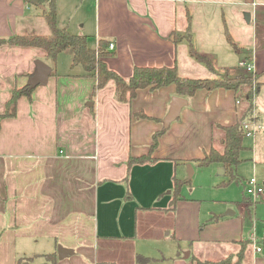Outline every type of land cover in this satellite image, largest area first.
I'll return each instance as SVG.
<instances>
[{
	"label": "crops",
	"instance_id": "crops-1",
	"mask_svg": "<svg viewBox=\"0 0 264 264\" xmlns=\"http://www.w3.org/2000/svg\"><path fill=\"white\" fill-rule=\"evenodd\" d=\"M252 1H240L251 9V21L254 18L260 25L261 33L253 42L251 53L243 56L238 48L242 43L235 40L234 45L228 40L221 44L198 41L195 45L198 33L206 32L204 36L208 38L213 34L210 29L215 30L210 9L198 12L207 23L191 28V43L211 63H203L200 70L204 76L200 77L226 71L233 76L251 74H233L236 68L226 66L229 56H234L239 64H254L260 87L253 96V111L247 120L257 122L260 114L256 95L260 93V99L264 98V0H256L255 7ZM55 2L58 25L74 34L86 35L94 48L100 39L108 40L107 50L113 54L105 60L126 78L136 65L172 66L176 62L182 74L180 42L185 41L189 47V61L195 60L190 42L181 38L191 26L187 3L195 0ZM46 8L30 0H0V38L49 35ZM174 33L178 36L176 41ZM112 43L114 49L109 47ZM40 61L50 67L48 77L34 88L31 97L18 99L16 115H4L14 89L31 84ZM72 62L71 48L53 62L40 48L0 46V264H16L21 256L33 257L28 264L37 260L42 261L35 264H45L46 254L56 252L58 256L60 245L74 253L64 259L57 257L56 264H124L126 247H130L127 263L139 264L138 255H149L141 252L136 243L156 236L157 227L162 232V222L172 217H176L174 236L181 241L240 240L238 222L226 217L200 230L201 204L184 195L186 185L176 211L168 208L174 177L187 179L188 164L197 167L188 160L204 156L212 147L223 150V126L242 121L250 106L242 95L248 87L238 92L225 88L198 90L161 137L154 152L160 160L134 165L126 185L129 156L147 154L153 133L164 124L139 119L136 114L144 112L164 119L177 96L176 86L139 89L137 96L125 103L116 99L115 84L110 81L91 99L96 78L83 76L82 65L73 66ZM239 64L237 68L241 69ZM253 226L247 237L251 249L244 253L245 246L237 264H264V249L256 252L251 241L255 232L260 244H264V224L256 229L254 218ZM239 250L231 256L235 258Z\"/></svg>",
	"mask_w": 264,
	"mask_h": 264
},
{
	"label": "rangeland",
	"instance_id": "rangeland-1",
	"mask_svg": "<svg viewBox=\"0 0 264 264\" xmlns=\"http://www.w3.org/2000/svg\"><path fill=\"white\" fill-rule=\"evenodd\" d=\"M232 1L235 2L232 4ZM240 1L242 0H195V3H187L190 11L189 22L191 28H197L200 27V25L202 26V23H207V20L198 14L201 9H210L213 13L212 17H215V30L210 29V34L211 32H213V34L206 38L204 36L206 32H203L204 34L202 35L198 33V37L195 39V45L198 41L202 42L201 44H207V41H215L218 42L217 44H221L222 42L225 43L227 42L226 30H228L232 37H234L233 40L242 43L238 48L242 50L243 56L251 53L252 44L259 38V34L261 33L259 32L260 25L256 21L254 22V18L250 22L247 21L245 14L247 12L252 13V11L249 7L242 6ZM183 12L186 14L187 9L186 12L184 10ZM224 20L225 23H223ZM217 26L219 27L218 29H216ZM200 37L202 38L201 40ZM232 44L234 45L235 42ZM186 46L187 43L185 41L179 44V53L183 65L182 74L191 77L204 76V71L200 70L203 68V63H199L192 59V61H189V47ZM226 63L229 69L236 68V70L233 69V74H241L246 71L243 67L241 69L237 68L239 61H237L234 56L227 57ZM252 75L255 76V72ZM259 94L260 93L256 96L259 98L258 113L260 114V119L256 123L259 124L260 127H258L256 133L251 132V134L244 139L245 148L240 153L242 162L238 164L234 171L235 178L231 182L221 185L223 181L231 179L229 174H221L222 166L219 167V165L215 163L207 167H199L197 165V167L193 168L194 174L190 178L191 183L186 185L184 190V195L187 198L197 199L198 201L195 202L201 204L198 208L199 228L201 231L208 227L207 225L210 223L219 222L222 218L226 217L238 222L237 233L239 239H241L231 240L226 243H205L198 240L181 241L174 236L175 230L173 224L176 221V217L174 219L173 217L171 219L167 218L162 222L165 226L162 232L161 228L157 227L156 236L145 240L140 239L136 243L141 252H144L145 255H149L150 259L147 264H215L205 262L199 263L197 259H195V256H201L202 259L216 262L229 257L232 252L238 249H240L239 252H242L245 247L241 242L247 239L254 230V218L256 221V229L258 226L259 230L262 228L264 224V193L258 197L256 202L253 199L254 203L251 206H248L244 200L245 197H249L246 192V185H248L252 177L257 178L259 183L264 186V98L260 99ZM229 212H234V214L228 216L227 214ZM214 215H220L218 221H214L212 218ZM250 249L251 244L248 243L244 253H248ZM128 251H130V247H126L125 249V262L122 260L124 264L129 261ZM201 251H204V253ZM188 252L190 254L189 256H187ZM239 260L236 254L235 258L231 256L229 264H237ZM40 261L42 260H37L36 262ZM36 262H32L31 264H35Z\"/></svg>",
	"mask_w": 264,
	"mask_h": 264
},
{
	"label": "trees",
	"instance_id": "trees-1",
	"mask_svg": "<svg viewBox=\"0 0 264 264\" xmlns=\"http://www.w3.org/2000/svg\"><path fill=\"white\" fill-rule=\"evenodd\" d=\"M37 4H43L47 8L44 11V16L50 26L51 33L49 35L44 34H18L9 38H0L1 45H13L23 47H36L42 49L46 53V57L56 62L58 55L63 51L71 48L73 50V62L72 65H82L84 69L83 76L94 77L97 80L96 86L91 95L93 99L99 89L104 88L110 81L115 84V97L120 102L130 103L138 94L139 89L149 88L151 90L158 89L163 86L174 84L176 86V95L190 99L198 90L205 89L208 92H212L216 89L225 88L232 89L236 92L243 90L244 87H248V90L242 95L250 101V106L245 112L242 120L249 119L253 111L252 100L253 96L259 91L260 82L257 75H230L228 71L224 73H215L211 77H189L180 73L179 65L176 62L172 66H140L136 65L133 69L132 75L128 78L122 76L116 70L110 68L105 58L113 54L107 50L108 40L100 39L97 47H91L88 43L86 35L74 34L70 32L66 27H60L57 23V8L55 0H30ZM185 37L191 44V56L198 62L205 63L210 66V60L208 56H202L195 51L192 47V34L191 26ZM227 40L232 44L234 42L232 35L226 30ZM174 41L178 39V36L174 33ZM254 85L257 86L254 90ZM34 88L30 85H25L20 88H15L11 98L6 105V111L4 115L14 116L16 115L17 101L21 96H32ZM139 119H152L164 123V119H158L152 117L144 112L136 114ZM252 119V118H251ZM169 126L163 124L162 128L153 133V142L150 146L147 154L133 156L130 155L126 164L128 166V175L124 179L126 185H128L130 172L134 165L145 163H156L160 158L154 156L155 150L159 146L161 137L169 130ZM226 135L223 139L224 148L219 150L212 147L206 151L204 156L199 158H193L188 161L195 162L199 167H207L211 164H219L226 170V174L231 176L228 181H223L221 185L231 182L235 178V170L238 164L242 162L240 153L244 150V139L251 134V130L244 128L241 121H237L234 124L223 126ZM191 179H179L174 177L173 197L169 206V210L174 211L177 203L182 199V190L185 185H189ZM129 192V191H128ZM245 202L248 206H251L254 201L249 196L245 197ZM214 221H218L220 215H214L212 217ZM249 243V240H242L241 244L244 247ZM243 252V251H242ZM242 252L238 255L241 256ZM57 253L46 254L47 262L45 264H56ZM33 257L21 256L18 258L16 264H28L29 260ZM229 258V259H228ZM139 264H147L149 257L144 255H138ZM199 263H215V264H229L231 255L227 258L219 261L202 260L195 257ZM240 261V260H239Z\"/></svg>",
	"mask_w": 264,
	"mask_h": 264
},
{
	"label": "water",
	"instance_id": "water-1",
	"mask_svg": "<svg viewBox=\"0 0 264 264\" xmlns=\"http://www.w3.org/2000/svg\"><path fill=\"white\" fill-rule=\"evenodd\" d=\"M245 16H246L247 21L250 22L251 21V13L247 12L245 14ZM49 72H50V67L46 63L40 61L38 63L37 72L34 74L30 86L32 88H35L39 84L43 83L46 80V78L48 77ZM186 104H187L186 98H183L180 96H175L172 99L169 112L166 115V117L164 118V124L166 126H170V124L172 122L177 120L180 117V113H181L183 107L186 106ZM188 173H189V178H191L194 174L193 166L190 163L188 164ZM225 173H226L225 168H222L221 174H225ZM232 213L234 214V212H232ZM232 213L229 212L227 215H232ZM72 253H74V251L72 249L66 248V247L61 246V245L58 247V258L59 259H64L65 257H67L69 254H72ZM189 255L190 254L188 252L187 256H189Z\"/></svg>",
	"mask_w": 264,
	"mask_h": 264
},
{
	"label": "built area",
	"instance_id": "built-area-1",
	"mask_svg": "<svg viewBox=\"0 0 264 264\" xmlns=\"http://www.w3.org/2000/svg\"><path fill=\"white\" fill-rule=\"evenodd\" d=\"M258 3L256 2V0H253L251 2L252 6H256ZM109 47L111 49H114L115 45L112 43L109 45ZM240 67H243L246 69V71H248L251 74H254L255 71V66L254 64H252L249 61H243L240 64ZM254 76V75H253ZM255 82H256V78L254 76ZM257 86L254 85V90L256 89ZM255 96V95H254ZM254 119V118H253ZM252 120V119H250ZM250 120H242V125L244 126V128L251 130V132L256 133V131L258 130V127H260L254 120L250 121ZM246 192L247 194L252 198V200L254 199L255 202L258 199V197L264 193V186H262L258 179L255 177H252L249 182L248 185H246ZM251 241L254 245L255 251L256 252H261L264 249V244H260L261 242L258 240L255 232L252 233L251 236Z\"/></svg>",
	"mask_w": 264,
	"mask_h": 264
}]
</instances>
